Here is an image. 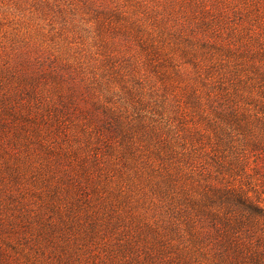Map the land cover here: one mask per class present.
<instances>
[{
    "label": "rangeland",
    "instance_id": "374dc122",
    "mask_svg": "<svg viewBox=\"0 0 264 264\" xmlns=\"http://www.w3.org/2000/svg\"><path fill=\"white\" fill-rule=\"evenodd\" d=\"M262 122L264 0H0V264H229Z\"/></svg>",
    "mask_w": 264,
    "mask_h": 264
},
{
    "label": "trees",
    "instance_id": "16d2710c",
    "mask_svg": "<svg viewBox=\"0 0 264 264\" xmlns=\"http://www.w3.org/2000/svg\"><path fill=\"white\" fill-rule=\"evenodd\" d=\"M239 119L242 120L239 117L234 118L236 123ZM240 129L243 133L251 131L248 127L244 128L242 124H240ZM260 130L261 134L256 141H253L252 146L260 152L259 159L264 161V122H262ZM218 198L222 204H225L226 214L231 216L225 218L223 223L224 232L222 233L221 242V246L226 247L225 257L229 264H264V252L259 250V245L255 248L250 243L243 242L241 237L237 236L242 231L250 236L255 229L264 228L263 200L260 197L254 198L250 194V190L245 191L243 189L227 190Z\"/></svg>",
    "mask_w": 264,
    "mask_h": 264
}]
</instances>
